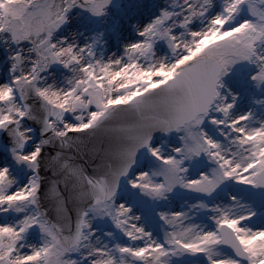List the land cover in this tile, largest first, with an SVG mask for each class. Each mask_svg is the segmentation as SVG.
Here are the masks:
<instances>
[{
    "label": "snow or ice",
    "instance_id": "obj_1",
    "mask_svg": "<svg viewBox=\"0 0 264 264\" xmlns=\"http://www.w3.org/2000/svg\"><path fill=\"white\" fill-rule=\"evenodd\" d=\"M0 264H264V0H0Z\"/></svg>",
    "mask_w": 264,
    "mask_h": 264
}]
</instances>
